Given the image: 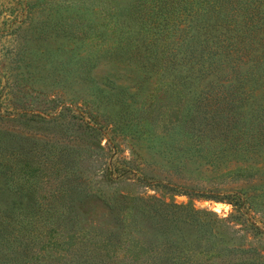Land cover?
Masks as SVG:
<instances>
[{"label":"trees","instance_id":"obj_1","mask_svg":"<svg viewBox=\"0 0 264 264\" xmlns=\"http://www.w3.org/2000/svg\"><path fill=\"white\" fill-rule=\"evenodd\" d=\"M76 5L78 0L11 1L10 17L0 21L5 25L0 32L21 43L11 69H24L23 84L28 89L35 84L39 67L49 68L54 85L92 87V70L103 54L95 49L88 60L78 54L63 59L64 49L51 46L52 41L62 40L77 46L87 39L88 32H81L95 21L84 17L89 10ZM115 18L124 29L109 56L143 69L162 70L177 91L175 133H185L191 140L179 151L185 156L204 151L213 157L264 144V92L261 101L254 99L264 83V0H134L117 8ZM43 56L50 66L39 62ZM215 142L225 148L213 153ZM13 164H0V174L9 183L5 191L16 198L1 200L5 205H0V264H38L29 254L32 236L51 242V264H241L246 253L247 248L223 245L218 233L225 231L221 223L231 224L229 218L213 221L194 205L158 195L114 197V203L106 204L109 222L90 227L83 223L76 204L65 209L61 205L58 212L51 200H42L36 185L17 184ZM82 194L91 196L86 188ZM45 228L62 230L59 243L50 232L41 235ZM225 255L234 258L225 262Z\"/></svg>","mask_w":264,"mask_h":264},{"label":"rangeland","instance_id":"obj_2","mask_svg":"<svg viewBox=\"0 0 264 264\" xmlns=\"http://www.w3.org/2000/svg\"><path fill=\"white\" fill-rule=\"evenodd\" d=\"M11 1L0 0V21L10 17ZM78 3L76 6L89 10L84 17L95 21L89 30L81 32H88L87 39L77 46L64 40L52 41L51 46L64 49L63 59L78 54L87 55L88 60L95 49L103 54L92 70V87L63 82L56 86L48 77L49 68L37 67L35 84L28 89L23 84L24 69H11L16 66L21 43L0 32V164L14 163L17 184L36 185L44 195L42 200H51L58 212L61 205L65 209V205L76 204L83 223L90 227L109 222L106 204L114 203L113 198L122 194L145 198L158 195L194 205L213 221L229 218L231 224L221 223L225 231L218 233L223 245L247 248L241 264H264V144L238 153L223 151L219 157L207 156L204 151L185 156L179 150L191 140L185 133H175L178 97L166 74L109 56L124 29L115 18L116 10L132 5L134 0ZM41 61L50 66L48 58L43 56ZM257 91L254 99L261 101L264 83ZM223 148L220 142L211 146L213 153ZM8 185L0 174V205H5L2 199H16L5 191ZM85 188L90 197L82 194ZM233 204L241 205V209ZM61 231L45 228L41 235L50 232L59 243ZM32 238L29 254L34 256V263H53L51 242ZM229 258L234 257L225 255V262Z\"/></svg>","mask_w":264,"mask_h":264}]
</instances>
